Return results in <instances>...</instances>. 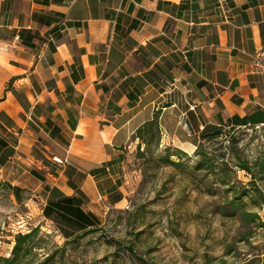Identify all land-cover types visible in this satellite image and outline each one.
<instances>
[{"label":"crops","instance_id":"crops-1","mask_svg":"<svg viewBox=\"0 0 264 264\" xmlns=\"http://www.w3.org/2000/svg\"><path fill=\"white\" fill-rule=\"evenodd\" d=\"M261 48L264 0H0V178L35 226L90 229L154 117L186 153L264 126Z\"/></svg>","mask_w":264,"mask_h":264},{"label":"rangeland","instance_id":"rangeland-1","mask_svg":"<svg viewBox=\"0 0 264 264\" xmlns=\"http://www.w3.org/2000/svg\"><path fill=\"white\" fill-rule=\"evenodd\" d=\"M147 128L125 159L119 188L99 202L97 225L67 239L39 227L38 236L47 235L45 251L57 250L51 264H243L264 252V204L247 196L235 200L240 189L251 193L253 184L250 174L232 166L236 155L250 163L264 157V126L226 127L206 141L214 157L210 169H197L201 156L194 150L180 154L155 127ZM225 164L230 170L221 171ZM256 184L264 194V180ZM231 201L258 217L245 220L239 207L234 216L223 215ZM37 208L18 204L0 178V257L10 255L15 234L36 227Z\"/></svg>","mask_w":264,"mask_h":264},{"label":"trees","instance_id":"trees-1","mask_svg":"<svg viewBox=\"0 0 264 264\" xmlns=\"http://www.w3.org/2000/svg\"><path fill=\"white\" fill-rule=\"evenodd\" d=\"M147 131H151L153 127L159 132L158 123L156 117H154L151 121L145 123L141 126L137 131L135 136L137 138L140 137L141 131L145 128ZM227 126L219 125V126H208L199 135V141L196 144V147L193 151V154L201 156V160L196 163L197 169L205 168L210 169L213 167V156L208 155V147H206V141H210L213 138L220 136L223 132L224 128ZM229 129H238L235 127H227ZM178 153L186 154V152L181 149L178 150ZM236 162L232 164V166L246 171V173L250 174L252 179L251 182L253 184V188L251 193L247 194V189H240L235 194L236 198H240L241 196H247L255 205L264 204V194L263 191L256 184L257 180H264V157L256 159L253 163H250L245 156L236 155ZM173 164H177L172 162ZM225 168L230 170L229 166L225 164V167L221 169L223 171ZM221 183H225V179L223 176L219 178ZM251 190V189H250ZM228 207H224L221 209V213L225 216H234L235 213L234 208L239 207V215L243 217L245 220H249L248 218L252 217V220L257 218V214L253 212H248L244 209V203L240 201L238 203H234L231 201L228 203ZM40 226H36L30 229L26 233H17L14 236V244L11 248L10 255L7 257H0V264H33L32 261L34 258H37V255L40 254V259L36 260L34 264H51L52 261L56 258L57 250L45 251V247L42 246L44 242V238L47 237L45 234L40 233ZM34 250H41L40 253H35Z\"/></svg>","mask_w":264,"mask_h":264},{"label":"built area","instance_id":"built-area-1","mask_svg":"<svg viewBox=\"0 0 264 264\" xmlns=\"http://www.w3.org/2000/svg\"><path fill=\"white\" fill-rule=\"evenodd\" d=\"M264 57V48L259 49L253 56V64L258 70L264 69V62L262 61Z\"/></svg>","mask_w":264,"mask_h":264}]
</instances>
